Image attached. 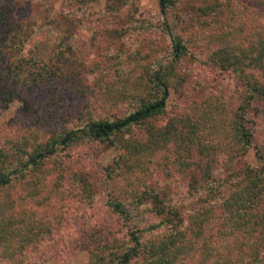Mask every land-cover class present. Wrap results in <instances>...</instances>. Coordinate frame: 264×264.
Wrapping results in <instances>:
<instances>
[{
	"label": "trees",
	"instance_id": "trees-1",
	"mask_svg": "<svg viewBox=\"0 0 264 264\" xmlns=\"http://www.w3.org/2000/svg\"><path fill=\"white\" fill-rule=\"evenodd\" d=\"M80 1L83 2L65 3L54 10V5H59L55 0H42L49 11L46 13L48 28L60 21L66 26L56 50L47 61L31 55L27 46L32 33L39 30L35 29L38 26L13 24L11 9L0 8L2 104L13 101L22 90L33 91L49 84L59 87L60 91L81 95L75 96L80 100L89 92L98 91L104 93L109 102L113 101L112 105L116 104L120 97L111 89L118 81L122 85L129 83V69L141 54L129 53L125 67L121 54L106 56L104 61L86 69L83 76L75 73L66 78L65 70L76 61L71 26L85 18L84 13L82 17L78 16L83 9ZM107 1L108 9L114 12L110 0ZM158 3L162 15L172 6V0H158ZM193 10L197 18L195 22L191 19L192 24L187 23L188 28L196 25L198 34H204L203 39L212 46L204 63L240 83L241 102L232 108L227 104L225 92L220 90L205 99L200 97L199 102L186 101L189 109L185 117L173 116L159 124L167 114L171 90L182 89L184 95L193 93L192 88L184 87L193 82L192 76H180L175 66L187 54L192 56L189 42L181 35H172L168 51L172 58L155 76L143 67L140 81L136 80L127 94L122 92L121 104L124 106L120 114L94 116L91 112L97 109L91 107V110L89 104L84 103L82 111L74 113L72 125L46 142L38 141L35 128L6 136L0 141V264H29L31 255L48 242L53 234V224L49 220L53 215L49 205L53 187L46 186L44 181L52 171L51 166L59 164L62 155L94 142L118 151L113 165L104 169L106 186L110 187L106 205L130 223L133 230L126 234L128 242L90 233L79 244L89 255L85 264H130L135 260L140 264H181L193 252L195 243L200 244V258L207 262L204 264L218 262V253L210 251L212 237L205 229H210L212 222L208 216L212 215L219 198L223 199L220 208L227 214L223 222L233 224L236 220L244 235L242 240L246 239L243 264H264V148L256 152V166L242 165L238 170L232 166L233 159L246 155L252 146L249 116L254 108L258 107L264 117V0H206ZM91 28L93 34L101 37L103 34L117 39L123 36V30L119 28ZM59 99L57 96L53 102L59 104ZM24 104L29 109L27 101L24 100ZM36 117L41 118V115ZM33 124V127L42 126L44 117ZM134 128H145L144 138L125 139ZM165 150H171L180 161L176 172L189 170L188 185L197 197L190 222L195 228L189 231V236L181 228L180 208L164 198L162 188L144 182L135 185V182H126L128 176L140 181L135 173H139L138 177L145 175L152 164L151 156ZM220 153L225 154L228 163H218L216 158ZM173 161L165 164L166 172ZM221 171H226L227 176L224 177ZM86 177L75 174L73 181L80 187L79 194L90 195L95 184ZM57 183L55 190L59 189ZM119 184L124 186L119 187ZM16 188L22 189L23 195L12 199L10 191ZM123 192L127 195L124 199L119 195ZM47 206L48 212L45 211ZM145 216H153L158 221L139 230L138 222L141 223ZM233 227L229 224V228ZM144 232L148 237L143 238Z\"/></svg>",
	"mask_w": 264,
	"mask_h": 264
},
{
	"label": "rangeland",
	"instance_id": "rangeland-1",
	"mask_svg": "<svg viewBox=\"0 0 264 264\" xmlns=\"http://www.w3.org/2000/svg\"><path fill=\"white\" fill-rule=\"evenodd\" d=\"M75 1L55 0V4L59 5L58 7L54 5L53 8L54 10L55 8L60 9L62 4ZM204 1L206 0H172V6L168 7L163 15L160 12L158 0H110L114 12L108 9L107 0L80 1L83 9L78 13V16L82 17L84 13L85 18H82V22H74L71 26L76 61H73L65 70L64 76L71 78L76 75L75 73L77 76H83L86 69L92 68L95 63L104 61L107 59L106 56L110 58L113 54H121V59L125 60L123 61V67H125L129 60L127 55L139 52L141 55L136 58L133 66L129 69L131 79L129 83H125L128 86H125L124 83L122 85V82L118 81L119 83L111 89L118 93V98H120L117 102L119 103L117 104L115 100L116 104L112 105L113 101L109 102L108 97H104V93L98 91L89 92L85 96L86 99L80 100L75 96L81 97V95L60 91L59 87L52 84L33 91L22 90L13 101L7 104L0 102V141L10 134L25 133L28 129L35 128L38 141L46 142L51 136L59 134L63 128H69L72 125L74 113L81 112V106L84 103H88L91 110L94 107L97 109L91 112L94 116L120 114L124 106L121 104L122 92L127 94V91L135 86V81H140L139 77L143 72V67L146 66L147 72H151L155 76L160 68L172 58V55L168 53L172 35H181L189 42V52L192 56L187 54L175 66L176 72L180 76L185 74L192 76L190 78L193 82L184 84V87L185 89L192 88L193 93L184 95L182 89L171 90L167 98V114L158 123L163 124L173 116L185 117L186 111L189 109L186 101L199 102L200 97L205 99L220 90L225 92L227 104L236 108L238 102L242 100L240 83L235 79L234 81L228 79V74L218 73L211 64L204 63L205 55L211 51L212 46L207 45V39H203L204 34H198L196 25L190 29L187 25L188 22L192 24L191 19H194L195 22L197 18L193 13L195 11L193 8ZM1 7L11 9L13 24L15 22L25 23L30 28L38 26L35 29L39 30L32 33V38L27 46L31 55L47 61L56 50V44L61 39L66 26L60 21L48 28L46 2L42 3V0H0ZM91 27L96 29L119 28L123 30V36L117 39L103 34L101 37L98 34H93ZM194 58L198 60L196 61ZM108 72L111 73L110 70ZM57 96L60 97L59 104L53 102ZM104 98L107 101H104ZM24 100L27 101L29 109H26ZM36 115L44 117L42 126L33 127L35 124L33 122L41 119ZM249 119L253 138L252 146L246 155L233 159L234 170H238L242 165L256 166V152L264 148V117L258 107L254 108ZM144 136L145 128H134L125 135V139H138L139 137L144 138ZM117 157L116 148H105L102 144L94 142L79 146L69 154L62 155L58 161L59 164L56 163L55 167L51 166L52 171L44 184L53 187L49 203L50 209L53 210V215H51V219L49 218L53 224V234L47 243L43 244L34 255H31L29 264H85L89 255L86 250L81 249V245L79 247V244L92 232H95L97 236L106 237V239L114 238L128 242L129 237L126 234L133 230L130 223L125 222L106 205L110 197V187L106 186V171L104 169L112 166ZM216 159L218 163H228L224 153L218 154ZM150 160L152 164L145 175L138 177L139 173H135L140 181L139 179L133 180L131 176H128L126 182L129 184L135 182L134 185L144 182V184L162 188L164 198L175 202L180 208L179 212L183 220L181 228L185 229L189 236V231L195 228V225L190 222L194 216V210H196L194 203L197 202L194 189H190V185H188L189 170L176 172L180 161L175 158L171 150L161 151L154 157L151 156ZM172 161L173 164L166 172L165 164H170ZM221 172L224 177L227 176L226 171ZM75 174L87 175L86 178L95 184L94 191L90 193L93 197L88 194H79L80 187L73 181ZM170 175L173 177L170 178ZM230 179L228 178V180ZM55 183L58 184L59 189L55 190ZM118 186L124 185L119 184ZM10 194V197L15 199L19 195H23V192L22 189L16 188L11 190ZM119 195L122 199L127 197L126 192ZM222 203L223 199L219 198L211 212L212 215L208 216L211 220L210 223L212 222L210 229L208 227L205 229L207 234L212 237V242H209L210 251L218 253V262L209 264H243V257L247 252V245L244 243L246 239L242 240L244 235L238 229L236 220L233 224L230 221L223 222L227 214L223 208H220ZM45 211H49L48 206ZM157 221L153 216H145L141 223L137 221L138 229L143 230L150 222ZM229 224L235 228H229ZM146 237H148V233L144 232L143 238ZM200 254V244L195 243L193 252L181 264L207 263L200 258ZM130 264H140V262L135 260Z\"/></svg>",
	"mask_w": 264,
	"mask_h": 264
}]
</instances>
